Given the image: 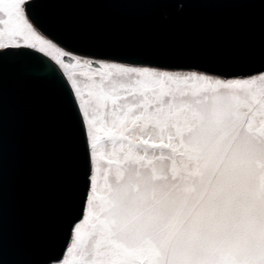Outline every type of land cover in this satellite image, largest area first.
Returning a JSON list of instances; mask_svg holds the SVG:
<instances>
[{
    "label": "snow or ice",
    "instance_id": "snow-or-ice-1",
    "mask_svg": "<svg viewBox=\"0 0 264 264\" xmlns=\"http://www.w3.org/2000/svg\"><path fill=\"white\" fill-rule=\"evenodd\" d=\"M29 0H0V52L65 70L89 160L60 264H264V72L220 78L71 57Z\"/></svg>",
    "mask_w": 264,
    "mask_h": 264
},
{
    "label": "water",
    "instance_id": "water-1",
    "mask_svg": "<svg viewBox=\"0 0 264 264\" xmlns=\"http://www.w3.org/2000/svg\"><path fill=\"white\" fill-rule=\"evenodd\" d=\"M28 15L77 55L223 77L264 71V0H29ZM87 152L59 67L34 50L0 52V264L63 257L84 209Z\"/></svg>",
    "mask_w": 264,
    "mask_h": 264
},
{
    "label": "rangeland",
    "instance_id": "rangeland-1",
    "mask_svg": "<svg viewBox=\"0 0 264 264\" xmlns=\"http://www.w3.org/2000/svg\"><path fill=\"white\" fill-rule=\"evenodd\" d=\"M48 38V37H46ZM52 41V40H51ZM53 42V41H52ZM58 48H60L62 51H64L65 53H67V55H70L71 57H76L82 60H90L92 61L94 64L96 63H101V62H114V63H119V64H123L125 66H129V67H137V68H149V69H154V70H159V71H168V72H173V73H181V74H186V73H191V72H195V73H200V74H206V75H210V76H215V77H220V78H233V77H223L220 75H215V74H211V73H207V72H203V71H199V70H193V69H166V68H160V67H156V66H150V65H138V64H129V63H123V62H119V61H114V60H109V59H96V58H92V57H88V56H84V55H77V54H73V53H69L67 52L65 49H63L62 47H60L59 45H57L55 42H53ZM43 54V53H42ZM48 58H50L61 70V72L63 73V75L65 76L66 80H67V73L65 72V70L56 62V60L52 59L51 55H46ZM67 62V61H66ZM264 72V71H261ZM259 73V72H258ZM236 77H241V76H236ZM68 81V80H67ZM69 85H70V81H68ZM85 127V126H84ZM71 238H72V233H71ZM71 238L70 241L68 243V246L66 247V250L64 252L63 257L56 262H52L50 264H60L61 261H63L64 259L68 258V252L67 249L68 247H70L71 244Z\"/></svg>",
    "mask_w": 264,
    "mask_h": 264
}]
</instances>
